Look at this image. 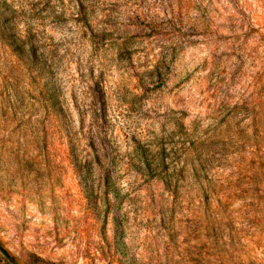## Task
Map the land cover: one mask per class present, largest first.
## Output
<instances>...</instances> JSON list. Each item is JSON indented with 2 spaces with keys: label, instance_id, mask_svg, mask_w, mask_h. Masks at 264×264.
I'll use <instances>...</instances> for the list:
<instances>
[{
  "label": "rangeland",
  "instance_id": "rangeland-1",
  "mask_svg": "<svg viewBox=\"0 0 264 264\" xmlns=\"http://www.w3.org/2000/svg\"><path fill=\"white\" fill-rule=\"evenodd\" d=\"M0 243L264 264V0H0Z\"/></svg>",
  "mask_w": 264,
  "mask_h": 264
},
{
  "label": "trees",
  "instance_id": "trees-1",
  "mask_svg": "<svg viewBox=\"0 0 264 264\" xmlns=\"http://www.w3.org/2000/svg\"><path fill=\"white\" fill-rule=\"evenodd\" d=\"M4 38L6 39V42L8 43V45L10 47H12L14 49V51L16 53H18L23 60H29L28 62L26 61L27 65H31V63H29L30 61H32L31 59L34 58H38V56H36V50L34 48V46L32 44H30V50H27V44L26 42L19 40L18 38H16V36H6V34H3ZM27 52H31V53H27ZM27 58V59H25ZM38 59H35L34 62H37ZM0 251L8 258V259H12V255L9 253V251L0 243Z\"/></svg>",
  "mask_w": 264,
  "mask_h": 264
}]
</instances>
